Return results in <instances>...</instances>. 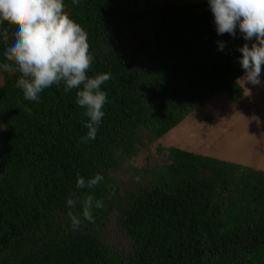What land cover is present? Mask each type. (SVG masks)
<instances>
[{
    "label": "trees",
    "instance_id": "trees-1",
    "mask_svg": "<svg viewBox=\"0 0 264 264\" xmlns=\"http://www.w3.org/2000/svg\"><path fill=\"white\" fill-rule=\"evenodd\" d=\"M64 3L87 32L88 75L111 73L105 115L82 142L89 118L76 90L53 85L26 101L18 75L0 69V264H264V170L175 146L123 167L215 94L238 101V49L253 41L238 28L218 35L208 0ZM4 48L0 38V63ZM97 173L103 182L77 189V177ZM74 192L104 204L77 230L66 203Z\"/></svg>",
    "mask_w": 264,
    "mask_h": 264
},
{
    "label": "clouds",
    "instance_id": "clouds-1",
    "mask_svg": "<svg viewBox=\"0 0 264 264\" xmlns=\"http://www.w3.org/2000/svg\"><path fill=\"white\" fill-rule=\"evenodd\" d=\"M79 5L80 0H72ZM218 35L236 36V30L245 41L238 50L242 53L240 64L244 75L239 82L260 85L264 66V0H208ZM64 0H0V38L5 45L4 63L0 69L18 75L16 87L22 90L26 101L37 102L40 94L53 85L64 86V91L76 90V103L84 109L88 122L84 125L87 136L82 142L94 140L108 102L102 85L109 81L111 73L89 76L94 57L89 52L87 32L72 20L65 11ZM5 22L7 26L5 25ZM10 29H13L11 38ZM11 39V42H9ZM224 43L219 47L223 50ZM32 115V109L24 107ZM104 177L97 173L85 180L77 177V189L95 188ZM135 181H140L135 177ZM114 192V190H113ZM71 227L77 230L84 221L95 223L94 209L103 208V201L87 194L81 199L71 193L66 201ZM79 203L82 214L71 209Z\"/></svg>",
    "mask_w": 264,
    "mask_h": 264
},
{
    "label": "rangeland",
    "instance_id": "rangeland-1",
    "mask_svg": "<svg viewBox=\"0 0 264 264\" xmlns=\"http://www.w3.org/2000/svg\"><path fill=\"white\" fill-rule=\"evenodd\" d=\"M135 1L141 7H150L162 0ZM260 79L262 83L256 86L239 82L243 93L236 102H229L224 92L215 94L165 136L141 147L138 156L123 167H141L160 160L161 146H175L264 170V66ZM0 128L4 127L0 124ZM109 233L110 241L117 243L119 236L113 231Z\"/></svg>",
    "mask_w": 264,
    "mask_h": 264
}]
</instances>
